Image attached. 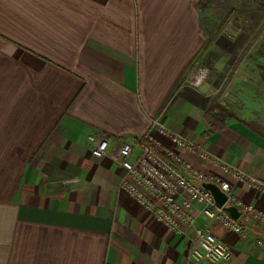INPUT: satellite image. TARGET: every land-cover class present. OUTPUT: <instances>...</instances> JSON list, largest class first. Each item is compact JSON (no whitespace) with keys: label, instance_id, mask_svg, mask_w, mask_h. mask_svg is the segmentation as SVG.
Segmentation results:
<instances>
[{"label":"crops","instance_id":"obj_1","mask_svg":"<svg viewBox=\"0 0 264 264\" xmlns=\"http://www.w3.org/2000/svg\"><path fill=\"white\" fill-rule=\"evenodd\" d=\"M202 1L0 0V264H199L193 231L173 233L120 188L113 156L160 138L154 118L264 182V94L188 84L232 48ZM91 137L108 141L106 157ZM230 181L264 211V193ZM197 226L229 247L223 264H264L263 224H244L249 239L202 215Z\"/></svg>","mask_w":264,"mask_h":264},{"label":"built area","instance_id":"obj_2","mask_svg":"<svg viewBox=\"0 0 264 264\" xmlns=\"http://www.w3.org/2000/svg\"><path fill=\"white\" fill-rule=\"evenodd\" d=\"M207 73V69L198 68L195 75H190L188 84L196 89L202 87ZM152 128L160 138L150 133L138 141L126 142L113 156L114 161L126 170L121 190L173 233L187 234L193 231L198 246L191 255L197 263L223 264L229 261L232 256L229 247L213 233L198 227L197 216L202 215L243 239H249L244 224L254 221L264 225V211L239 199L230 180L247 184L262 193L264 182L213 156L202 144L180 135L160 118L152 119ZM164 141L176 150L169 149ZM91 142L95 144L92 153L96 158L108 155L107 140L98 141L91 137ZM136 148H140V154L132 161ZM183 153L219 168L230 180L196 170L190 162L185 161ZM205 183L217 185L227 195L224 206L217 205L211 192L203 187ZM229 206L240 212L239 219L231 216L227 210ZM257 243L264 246V241L260 239Z\"/></svg>","mask_w":264,"mask_h":264},{"label":"rangeland","instance_id":"obj_3","mask_svg":"<svg viewBox=\"0 0 264 264\" xmlns=\"http://www.w3.org/2000/svg\"><path fill=\"white\" fill-rule=\"evenodd\" d=\"M202 2L212 6L210 13L213 15L215 41L229 43L232 48L229 55L226 54L223 58L226 63L220 64L214 60L210 65L203 60L193 68L190 75H195L198 68L207 69L203 86L211 79L220 86L221 93L225 92V95L227 90H232L233 84H236L234 86L236 89L245 93L264 94V0H203ZM233 80L238 82L234 83ZM224 99L226 100L227 97L225 96ZM218 100L222 111L223 99ZM164 143L169 149L176 150L168 142L164 141ZM183 157L185 159V153Z\"/></svg>","mask_w":264,"mask_h":264},{"label":"water","instance_id":"obj_4","mask_svg":"<svg viewBox=\"0 0 264 264\" xmlns=\"http://www.w3.org/2000/svg\"><path fill=\"white\" fill-rule=\"evenodd\" d=\"M203 187L207 189L209 192H211L212 196L215 199V202L219 207H222L227 202V195L215 184L212 183H205L203 184ZM228 212L231 214V216L234 219H239L240 212L233 206L227 207Z\"/></svg>","mask_w":264,"mask_h":264},{"label":"trees","instance_id":"obj_5","mask_svg":"<svg viewBox=\"0 0 264 264\" xmlns=\"http://www.w3.org/2000/svg\"><path fill=\"white\" fill-rule=\"evenodd\" d=\"M220 127H222V126H213V129L212 130L214 131V130L220 128Z\"/></svg>","mask_w":264,"mask_h":264}]
</instances>
